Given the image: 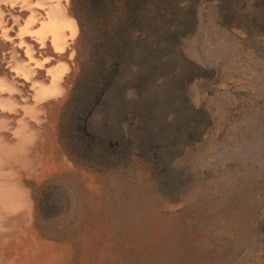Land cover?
Returning a JSON list of instances; mask_svg holds the SVG:
<instances>
[{"label": "rangeland", "instance_id": "374dc122", "mask_svg": "<svg viewBox=\"0 0 264 264\" xmlns=\"http://www.w3.org/2000/svg\"><path fill=\"white\" fill-rule=\"evenodd\" d=\"M72 2L93 264H264V0Z\"/></svg>", "mask_w": 264, "mask_h": 264}, {"label": "bare ground", "instance_id": "6f19581e", "mask_svg": "<svg viewBox=\"0 0 264 264\" xmlns=\"http://www.w3.org/2000/svg\"><path fill=\"white\" fill-rule=\"evenodd\" d=\"M72 3L0 0V264L99 258L89 238L104 221L94 208L105 189L75 168L63 124L79 71Z\"/></svg>", "mask_w": 264, "mask_h": 264}]
</instances>
